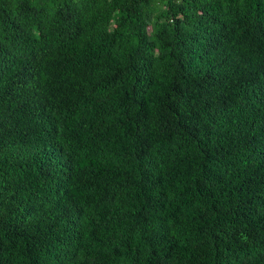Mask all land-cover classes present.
<instances>
[{
	"label": "trees",
	"instance_id": "obj_1",
	"mask_svg": "<svg viewBox=\"0 0 264 264\" xmlns=\"http://www.w3.org/2000/svg\"><path fill=\"white\" fill-rule=\"evenodd\" d=\"M0 264H264V0H0Z\"/></svg>",
	"mask_w": 264,
	"mask_h": 264
}]
</instances>
